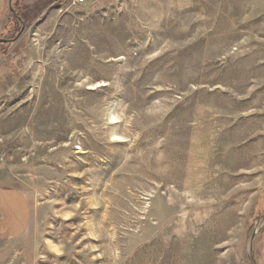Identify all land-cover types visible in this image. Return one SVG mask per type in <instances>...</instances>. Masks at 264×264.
I'll use <instances>...</instances> for the list:
<instances>
[{
  "label": "rangeland",
  "instance_id": "374dc122",
  "mask_svg": "<svg viewBox=\"0 0 264 264\" xmlns=\"http://www.w3.org/2000/svg\"><path fill=\"white\" fill-rule=\"evenodd\" d=\"M120 2L5 51L0 264H264V0Z\"/></svg>",
  "mask_w": 264,
  "mask_h": 264
},
{
  "label": "crops",
  "instance_id": "0c3cea01",
  "mask_svg": "<svg viewBox=\"0 0 264 264\" xmlns=\"http://www.w3.org/2000/svg\"><path fill=\"white\" fill-rule=\"evenodd\" d=\"M72 0H0V76L5 71V51L17 44L18 30L24 31L47 11ZM95 2L96 0H87ZM31 219V206L17 189L0 187V240L21 236Z\"/></svg>",
  "mask_w": 264,
  "mask_h": 264
},
{
  "label": "built area",
  "instance_id": "2783aa9c",
  "mask_svg": "<svg viewBox=\"0 0 264 264\" xmlns=\"http://www.w3.org/2000/svg\"><path fill=\"white\" fill-rule=\"evenodd\" d=\"M117 3H120L119 7L122 8V2H120V0H115ZM87 2V0H72L71 3L72 5L75 6H79V5H83Z\"/></svg>",
  "mask_w": 264,
  "mask_h": 264
},
{
  "label": "bare ground",
  "instance_id": "6f19581e",
  "mask_svg": "<svg viewBox=\"0 0 264 264\" xmlns=\"http://www.w3.org/2000/svg\"><path fill=\"white\" fill-rule=\"evenodd\" d=\"M107 84L106 83H103V84H100V85H97V87H104V86H106ZM222 149H224V147H220L219 148V151L220 150H222ZM216 158L215 159H219L220 158V156H223V154H216Z\"/></svg>",
  "mask_w": 264,
  "mask_h": 264
}]
</instances>
